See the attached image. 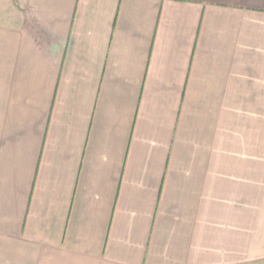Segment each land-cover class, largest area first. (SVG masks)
Here are the masks:
<instances>
[{"label": "crops", "instance_id": "crops-1", "mask_svg": "<svg viewBox=\"0 0 264 264\" xmlns=\"http://www.w3.org/2000/svg\"><path fill=\"white\" fill-rule=\"evenodd\" d=\"M0 264H264V0H0Z\"/></svg>", "mask_w": 264, "mask_h": 264}]
</instances>
